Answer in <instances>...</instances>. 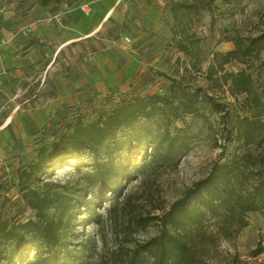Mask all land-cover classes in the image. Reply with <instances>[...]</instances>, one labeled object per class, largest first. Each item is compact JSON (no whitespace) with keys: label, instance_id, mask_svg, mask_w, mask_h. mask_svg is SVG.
Here are the masks:
<instances>
[{"label":"rangeland","instance_id":"374dc122","mask_svg":"<svg viewBox=\"0 0 264 264\" xmlns=\"http://www.w3.org/2000/svg\"><path fill=\"white\" fill-rule=\"evenodd\" d=\"M174 1L193 6L173 11ZM82 2L0 0V18L13 8L20 21L33 23ZM263 32L264 0H117L104 27L57 51L54 44L23 36L28 45H36L23 62L26 66L19 67L25 75L0 78V223L12 227L34 219V210L21 197L20 173L76 121L94 120L136 95H167L174 105L183 101L194 108L180 109L169 121L171 133L189 135L187 150L176 162H149L150 147L146 162L138 157L133 141L142 144L145 130L157 134L163 129L161 116L140 117L108 139L99 154L115 163L134 159L133 179L122 183L118 195L107 190L99 196L96 187L79 190L83 172L93 171L86 150L51 162L40 175L62 195L49 209L64 240L61 263L125 264L138 248V264H152L153 252L139 247L159 233L151 217L167 210L214 162L240 161L246 174L231 180L240 188H249L255 171L264 169ZM190 35L197 39L199 61L180 49L184 43L190 47ZM26 48L19 50L18 61L24 60ZM235 48L238 57L224 63L222 55ZM240 71L249 79L238 75ZM244 83L248 92L241 91ZM208 96L221 103L223 112L209 104ZM253 129V140L246 142L244 134ZM246 220L236 231L211 213L197 224L186 222L181 229L191 246L186 264H264V215L247 212ZM19 231L16 239L0 240V264L33 262L32 232ZM19 245L26 248L21 255Z\"/></svg>","mask_w":264,"mask_h":264},{"label":"trees","instance_id":"16d2710c","mask_svg":"<svg viewBox=\"0 0 264 264\" xmlns=\"http://www.w3.org/2000/svg\"><path fill=\"white\" fill-rule=\"evenodd\" d=\"M191 6L193 5L187 1H174L172 10ZM260 37H264V32ZM186 38L190 40V47L184 43L180 44V49L199 61L197 39L191 35ZM236 57H238L237 48L225 52L222 55V61L225 63ZM238 75L249 79L244 71H240ZM229 76L234 79L233 74ZM241 91L248 92V84L244 83ZM208 101L213 108L223 112L221 103L210 96ZM180 109L192 112L194 108L192 104L183 101L174 105L169 96L152 93L124 99L111 110L103 112L89 122L76 121L69 133L60 136L48 147L41 148L37 159L29 163L20 173L21 197L34 210V219H28L12 227L7 226L6 223H0V240L8 241L18 238L19 229L23 228L32 232L30 238L33 262L30 264H72L71 261L63 263L59 261L58 254L60 247L64 245V240L57 223L49 218V209L59 203L62 195L53 188L50 181L40 176L41 173L51 166V162H59L70 154L74 155L86 150L92 157L93 171L83 172L84 184L79 190L86 192L89 187H96L99 196L107 190L116 196L120 193L122 183L133 179L132 172L136 164L134 159L115 163L111 156L100 158L99 154L105 142L122 129L131 127L140 117L153 119L161 116L162 133L153 134L145 130L144 143L137 144L133 141L135 152H139L138 157H143L146 162V149L150 147L153 153L149 162H155L158 166L174 163L187 150L189 139L187 133H171L169 129L171 116H179ZM256 126L257 124L254 125V129L257 128ZM254 129L244 134L246 142L253 140ZM239 162L234 161V164L214 162L210 170L187 186L167 210L151 217L158 222L159 233L140 244L139 247L153 252L152 264H186L188 262L191 246L185 238V231L181 230L186 222L197 224L200 219L211 213L216 220L223 221L222 224L225 221L232 223L236 231L247 224V212H261L264 215V169L255 171L257 178L249 188H240L235 184L231 185L232 178L236 179L239 174H246L247 169H244ZM66 198V203L70 204L71 197ZM75 201H78V204L81 203L79 199ZM77 203L73 201L71 205L74 206ZM222 208L224 212L220 211ZM140 220L145 222L146 218L141 217ZM25 250L24 245H19L20 255ZM140 256L139 249H133L125 264H138L141 260Z\"/></svg>","mask_w":264,"mask_h":264},{"label":"crops","instance_id":"0c3cea01","mask_svg":"<svg viewBox=\"0 0 264 264\" xmlns=\"http://www.w3.org/2000/svg\"><path fill=\"white\" fill-rule=\"evenodd\" d=\"M116 6L117 0H83L79 6L69 7L54 13L51 18L33 23L20 21V16L13 8L7 9L0 18V40H4L0 47V78L14 74L25 75L24 69L19 67L26 66L23 62L35 53L36 45H28L29 40L23 36L29 34V39L34 40V43L45 41L54 44L57 51L59 47L87 38L104 27ZM23 27L28 28L26 34L20 32ZM25 46L27 53L20 62L17 59L19 50Z\"/></svg>","mask_w":264,"mask_h":264},{"label":"built area","instance_id":"2783aa9c","mask_svg":"<svg viewBox=\"0 0 264 264\" xmlns=\"http://www.w3.org/2000/svg\"><path fill=\"white\" fill-rule=\"evenodd\" d=\"M27 31H28V28H26V27H23V28L20 30V32L23 33V34H26ZM126 40H130L129 37H126ZM3 43H4V40H0V47H1V45H2Z\"/></svg>","mask_w":264,"mask_h":264}]
</instances>
